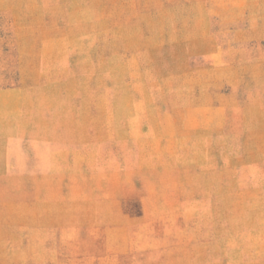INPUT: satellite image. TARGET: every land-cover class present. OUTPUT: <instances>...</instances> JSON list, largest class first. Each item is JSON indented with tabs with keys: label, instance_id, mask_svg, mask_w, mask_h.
<instances>
[{
	"label": "rangeland",
	"instance_id": "1",
	"mask_svg": "<svg viewBox=\"0 0 264 264\" xmlns=\"http://www.w3.org/2000/svg\"><path fill=\"white\" fill-rule=\"evenodd\" d=\"M0 264H264V0H0Z\"/></svg>",
	"mask_w": 264,
	"mask_h": 264
},
{
	"label": "bare ground",
	"instance_id": "2",
	"mask_svg": "<svg viewBox=\"0 0 264 264\" xmlns=\"http://www.w3.org/2000/svg\"><path fill=\"white\" fill-rule=\"evenodd\" d=\"M97 106H99V105H97ZM100 107V106H99ZM127 108V107H126ZM130 108H132V107H130ZM124 109V108H123Z\"/></svg>",
	"mask_w": 264,
	"mask_h": 264
}]
</instances>
